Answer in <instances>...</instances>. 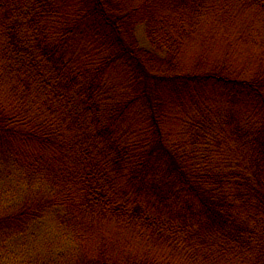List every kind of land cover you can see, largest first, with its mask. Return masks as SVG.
Masks as SVG:
<instances>
[{
	"label": "trees",
	"instance_id": "obj_1",
	"mask_svg": "<svg viewBox=\"0 0 264 264\" xmlns=\"http://www.w3.org/2000/svg\"><path fill=\"white\" fill-rule=\"evenodd\" d=\"M0 159L35 264H264V0H0Z\"/></svg>",
	"mask_w": 264,
	"mask_h": 264
},
{
	"label": "rangeland",
	"instance_id": "obj_2",
	"mask_svg": "<svg viewBox=\"0 0 264 264\" xmlns=\"http://www.w3.org/2000/svg\"><path fill=\"white\" fill-rule=\"evenodd\" d=\"M134 36L141 47L152 50L146 39L143 24L135 26ZM248 45V43L239 45L237 51L240 52ZM30 182L29 177L0 159V213L21 203L26 186ZM34 186L37 187V184ZM20 239L23 244L13 242L2 246L0 264L47 263L53 261L60 252L75 251L76 247L69 232L56 222L53 214L31 224L28 232L20 235ZM12 252L13 257L10 254Z\"/></svg>",
	"mask_w": 264,
	"mask_h": 264
}]
</instances>
